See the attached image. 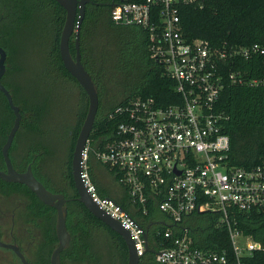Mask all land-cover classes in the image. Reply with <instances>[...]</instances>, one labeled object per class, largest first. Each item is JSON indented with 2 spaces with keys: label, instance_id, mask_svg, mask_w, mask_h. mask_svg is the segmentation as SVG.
Listing matches in <instances>:
<instances>
[{
  "label": "trees",
  "instance_id": "16d2710c",
  "mask_svg": "<svg viewBox=\"0 0 264 264\" xmlns=\"http://www.w3.org/2000/svg\"><path fill=\"white\" fill-rule=\"evenodd\" d=\"M110 5L111 0H90L84 7L83 19L78 28L80 63L92 81L99 109V90L106 84L103 79L108 73L112 75L114 70L111 59L114 46L110 41L112 34H116L121 41L118 46L122 48H118L120 52H123L127 44H131V50L138 59L136 70L139 75L136 81L120 84L122 96L119 99L111 97L112 101L103 109L104 114L101 115L99 111L96 113L87 137V141L93 146L96 143L100 146L113 131L115 123L107 119V115L114 107L134 97L152 98L158 106L174 104L178 100L172 91V82L148 56L145 32L138 27H121L111 23ZM177 16L183 39L207 41L211 49L226 54L224 59L216 61L221 87L214 112L224 117L221 132L228 138L227 165L246 170L264 165V55L249 54L247 59H243L234 54L235 51L249 49L252 45L259 46L264 52V0H194L189 5H178ZM63 20L64 11L54 0H0V48L6 55L5 71L0 83L20 114L19 126L12 143H16L18 134L30 136L28 143H33L37 153L32 163L36 180L47 191L59 194L66 200L63 208L66 212L65 228L70 236V245L59 255L62 264H100L93 248L97 237L103 240L106 250L105 258H102L103 264H126V249L122 240L75 200L77 195L71 179L70 159L75 138L85 116L87 100L81 88L62 67L58 55V38ZM27 28L39 32L40 57L46 67L45 73L53 71L60 80L74 84L79 91L74 98L76 107L69 111V114L72 113V121L68 126L51 129L46 122L49 105L47 97L36 94L33 86L11 81L22 70L16 62L22 56L18 43L23 29ZM30 39V36L25 38L28 42L24 50L25 56H29L34 50ZM68 52L72 58L73 37L69 41ZM115 54L119 52L116 50ZM230 75H233V82L229 79ZM252 81L255 83L252 84ZM12 123V112L0 93V146ZM51 143L65 146L58 188L51 186L49 177H43L39 164L41 160L51 156L53 157L50 159L54 160V155H57L58 149L51 150ZM87 173L98 197L115 201L142 228L149 226L148 242L151 237H155L156 232L161 234L166 229V226L159 223L164 217L156 209L157 200L146 201L145 215L136 206V210L132 208L120 186L121 194L104 184L106 178L116 184L113 172L97 163L92 153L87 159ZM0 189H5V197L11 194L26 197V204H29L27 210L42 232L35 264H47L48 256L56 245L54 209L41 204L23 185L0 180ZM218 217L217 213L192 214L182 220V227L187 229V235L194 246L224 252L228 262L233 264L228 235L225 228L217 224ZM231 218L235 222L234 228L241 235L259 243L261 248L243 258L244 264H264V212L234 211ZM173 234L179 235L175 232ZM154 239L158 241V246L165 245L158 237ZM152 252H146L138 264H155ZM146 254L151 256L143 260Z\"/></svg>",
  "mask_w": 264,
  "mask_h": 264
},
{
  "label": "built area",
  "instance_id": "2783aa9c",
  "mask_svg": "<svg viewBox=\"0 0 264 264\" xmlns=\"http://www.w3.org/2000/svg\"><path fill=\"white\" fill-rule=\"evenodd\" d=\"M192 1L111 0L110 22L145 32L148 56L172 82L178 100L158 106L152 98L134 97L114 107L107 119L115 126L104 143L84 144L79 178L97 209L127 232L139 259L153 251L155 264H230L224 252L194 246L182 227V220L192 214L217 213V224L228 235L233 264H244L243 258L261 248L234 228L231 215L264 212V165L248 170L227 165L228 138L221 132L224 117L214 112L221 87L216 61L226 54L211 49L207 41L181 37L177 6ZM234 54L247 59L264 52L252 45ZM229 79L233 82V75ZM90 153L113 172L132 208L145 215L146 201L157 200L156 209L164 217L159 223L166 229L155 237L165 245L158 246L155 237L148 242L147 231L145 251L144 228L115 201L97 196L87 173Z\"/></svg>",
  "mask_w": 264,
  "mask_h": 264
},
{
  "label": "water",
  "instance_id": "95a60500",
  "mask_svg": "<svg viewBox=\"0 0 264 264\" xmlns=\"http://www.w3.org/2000/svg\"><path fill=\"white\" fill-rule=\"evenodd\" d=\"M59 7L64 11V20L58 38V55L64 70L74 79L77 85L85 94L87 100V108L84 119L78 130L74 141L71 159H70V173L71 179L76 191V201L98 221H100L109 230L114 232L123 242L126 249V264H138L139 258L136 257L132 247V242L126 231H124L119 224L110 219L104 213L99 211L97 207L91 202L88 195L82 186L79 178L80 173V153L84 147L87 137L91 130L96 110H97V95L89 75L83 69L80 63V56L78 52V28L83 19L84 7L90 0H54ZM73 37L74 56L71 58L68 52V44L70 38ZM5 52L0 48V79L5 71ZM0 93L6 100L7 106L12 112L13 123L6 136L4 144L0 149V154L4 164V172L0 171V180L5 183H14L25 186L43 205L50 206L54 209V236L56 245L49 256L48 264H59V254L70 245V236L65 228L66 212L63 208L66 200L59 194H54L47 191L40 182H38L31 174L29 167L22 173L15 172L10 164L7 156L8 148L10 147L14 134L18 129L20 122L19 110L12 104L9 93L0 83ZM147 226L143 230L144 250L147 251L145 244L146 235L148 231ZM1 248L11 250L18 258L21 264H35L26 262L17 248L12 245H4L0 243Z\"/></svg>",
  "mask_w": 264,
  "mask_h": 264
},
{
  "label": "rangeland",
  "instance_id": "374dc122",
  "mask_svg": "<svg viewBox=\"0 0 264 264\" xmlns=\"http://www.w3.org/2000/svg\"><path fill=\"white\" fill-rule=\"evenodd\" d=\"M27 36L31 37L29 42L34 45V50L30 52L29 56L24 55L25 47L28 45L27 40H25ZM110 41L114 46V51L111 56L114 70L112 75L108 73L105 76L103 80L106 82V84L103 85V87L99 90V100L102 108H105L110 103V101H112L111 97L119 99L122 96L120 86L122 82L136 81L139 75L138 71L136 70V67L138 66V59L131 50V44H127V47L123 49V52H120L119 49L121 47L118 46L119 44L121 45V41L117 38L116 34H112ZM39 43H41V41L39 32L37 30L31 31L29 28L23 29V32L20 36V42L18 43V48L19 51H22V56L18 57L19 60L16 61L17 64L21 66L22 70L17 76L12 77L11 81L23 85L27 84L30 87L33 86V88L36 90V94L47 97L49 105L47 109L46 122L49 124V126H51V129L55 130L57 127L68 126V123L72 121V113L69 114V111L72 109V107L73 109L76 107V100H74V98L78 96L79 91L74 84L60 80L57 75L53 73V71L45 73L44 69L46 67L40 57L41 51L39 50ZM116 50L117 53L119 52V54H115ZM29 140L30 136L26 137L22 134H18L16 137V143L20 144V148L22 145L24 146L26 144H30L28 143ZM56 149L59 151L57 150V155H54V160L50 159L53 157L51 156L41 160V163H39L41 164L40 168L43 177H49V183H52L51 186L53 188H58L60 185L59 178H61V167L64 161L63 157L65 154V146H55V143H51V150L54 151ZM38 177L43 179L41 175H38ZM106 179L107 180L104 184L109 189H112V191L121 194L119 186L109 178ZM7 223L8 221H5L3 226L8 227ZM41 239L42 232H40L39 242ZM93 248L96 252L95 254L100 259V264H103L104 260H102V258H105L106 253L103 240L100 238L98 239V237L97 239H94ZM0 252L9 254L7 251L0 250ZM149 256L151 255L149 254ZM149 256L146 254L143 257V260H147ZM29 257L30 259L33 258L31 255ZM0 262L4 264H18L14 262L13 258H10L7 255L6 257L0 255Z\"/></svg>",
  "mask_w": 264,
  "mask_h": 264
},
{
  "label": "flooded vegetation",
  "instance_id": "af4514ba",
  "mask_svg": "<svg viewBox=\"0 0 264 264\" xmlns=\"http://www.w3.org/2000/svg\"><path fill=\"white\" fill-rule=\"evenodd\" d=\"M103 109L105 108H102L101 106L99 109V106L97 105L96 113L99 111L101 115L104 114L105 110ZM3 144L4 143H2V145ZM2 145L0 146V149ZM7 156L11 167L15 172L22 173L27 167H29L32 176L36 179L32 170V163H34L37 156L35 148L33 147V143L26 144L24 146L22 145L21 148L20 144L11 143L7 151ZM1 162L0 171L4 172L5 168L2 157ZM4 190L5 189H0V243L16 247L26 262L35 263V257H37V245L40 238V230L37 227L36 221L31 216V213L29 210H27L29 204H26V197L19 196L18 194H11V196L5 197L6 195ZM5 221H8V227L3 226ZM0 250L7 251L9 253L7 254L0 252V255H3L4 257L7 255L10 258H13L14 262L21 264L16 255L11 250L1 247ZM30 255L33 256L32 259H30ZM49 256L47 264L49 263ZM0 264L4 263L0 262ZM59 264H62L60 258Z\"/></svg>",
  "mask_w": 264,
  "mask_h": 264
}]
</instances>
